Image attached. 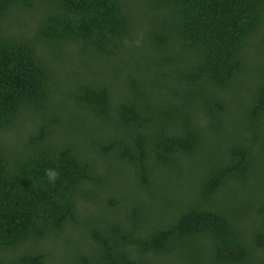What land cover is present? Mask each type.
Listing matches in <instances>:
<instances>
[{"label": "trees", "instance_id": "obj_1", "mask_svg": "<svg viewBox=\"0 0 264 264\" xmlns=\"http://www.w3.org/2000/svg\"><path fill=\"white\" fill-rule=\"evenodd\" d=\"M0 264H264V0H0Z\"/></svg>", "mask_w": 264, "mask_h": 264}, {"label": "clouds", "instance_id": "obj_2", "mask_svg": "<svg viewBox=\"0 0 264 264\" xmlns=\"http://www.w3.org/2000/svg\"><path fill=\"white\" fill-rule=\"evenodd\" d=\"M47 178L50 182H55L58 178V173L54 169H47L46 170Z\"/></svg>", "mask_w": 264, "mask_h": 264}, {"label": "rangeland", "instance_id": "obj_3", "mask_svg": "<svg viewBox=\"0 0 264 264\" xmlns=\"http://www.w3.org/2000/svg\"><path fill=\"white\" fill-rule=\"evenodd\" d=\"M252 52H254V51H252ZM234 96H237L238 97V94H235L233 96H231V94L228 95L229 99L232 100V101H233ZM73 235L75 236V238H78L79 237V233L74 232ZM58 245H62V241H59V244Z\"/></svg>", "mask_w": 264, "mask_h": 264}]
</instances>
